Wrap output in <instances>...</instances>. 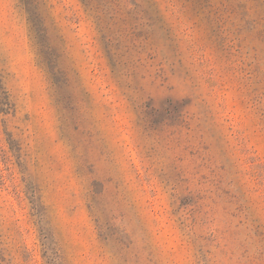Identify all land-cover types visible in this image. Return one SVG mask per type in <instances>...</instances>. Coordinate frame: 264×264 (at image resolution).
<instances>
[{
	"label": "rangeland",
	"instance_id": "374dc122",
	"mask_svg": "<svg viewBox=\"0 0 264 264\" xmlns=\"http://www.w3.org/2000/svg\"><path fill=\"white\" fill-rule=\"evenodd\" d=\"M0 264H264V0H0Z\"/></svg>",
	"mask_w": 264,
	"mask_h": 264
}]
</instances>
